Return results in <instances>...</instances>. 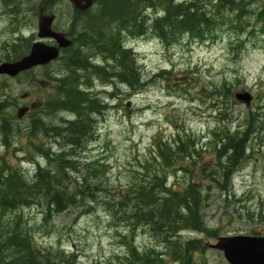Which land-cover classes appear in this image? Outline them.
Listing matches in <instances>:
<instances>
[{
    "label": "rangeland",
    "instance_id": "obj_1",
    "mask_svg": "<svg viewBox=\"0 0 264 264\" xmlns=\"http://www.w3.org/2000/svg\"><path fill=\"white\" fill-rule=\"evenodd\" d=\"M198 1L206 7V12H212L213 0ZM1 2L0 60L9 54L8 45L21 33L24 38L35 40L37 13L34 12L40 0ZM263 9L260 1L248 0L245 12L241 13L242 24L236 28L231 24L237 12L223 10V18L216 17L222 22L204 40L180 35L168 46L150 30L137 38L128 37L127 47L135 54L140 80L145 86L133 90L117 82L104 87L102 82L93 81V94L100 101L104 99L108 108L95 115L94 137L77 151L76 157L81 161H105L109 175L104 186L115 193L143 176L140 172L143 166L148 165L149 174L157 169L158 160H153L155 143L161 139L171 142L177 135L189 137L195 148L192 160L177 164L183 168L182 172L174 166L165 171L167 182L207 183L210 181L207 175L215 164V152L208 142L212 138L211 130L217 128V117L226 119L224 124L233 132L239 127L243 129L248 115L252 114L254 127L262 129L257 132L255 128L250 135L246 158L232 174V196L210 186L204 191L208 196L203 220L219 237L239 234L264 237V20L258 18ZM47 10L57 16L54 23L57 30L72 31L82 24L80 18L74 19L66 0L56 1ZM147 13L152 18L153 13ZM20 46L23 47L21 43ZM49 65L15 78L0 77V157L26 176L32 175L33 168L26 159L29 151L38 162L44 164L45 159L30 147L26 136L30 123L41 117L44 123L56 126L65 116L56 111L42 113L54 85L45 74L58 73V61ZM163 71L167 74H161ZM240 92L251 95L248 107L234 99ZM22 106L28 107L29 112L17 120V109ZM219 111L225 116H219ZM2 126L12 129L8 148L3 147ZM38 140L43 142V150L50 152L58 153L64 146L61 140L47 141L41 135L33 139L35 143ZM21 151L27 152L25 157ZM188 166L191 171L186 174L184 169ZM77 213L74 209L44 217L40 209L28 208L7 217H22L38 249L73 253L79 264H110L123 256L122 236L130 233L123 224L112 221L104 206H95L80 217ZM192 235L182 233L181 239L196 236ZM130 237L139 248L159 247V242L145 230H135ZM202 239L206 245L215 243L212 239ZM206 248L201 259L194 256L196 264H226L219 252Z\"/></svg>",
    "mask_w": 264,
    "mask_h": 264
},
{
    "label": "trees",
    "instance_id": "obj_2",
    "mask_svg": "<svg viewBox=\"0 0 264 264\" xmlns=\"http://www.w3.org/2000/svg\"><path fill=\"white\" fill-rule=\"evenodd\" d=\"M13 1L4 0L5 3ZM176 1L96 0L85 13L73 11L74 19L80 18L82 24L72 31L65 29L72 45L57 59L58 73L45 74L54 85L42 111L47 115L56 111L65 116L56 126L44 123L41 117L35 118L26 132L30 147L44 156V164L31 157L30 151H21L32 162V175L26 176L0 157V264H79L73 253L38 249L22 217H7L28 208L40 209L44 217L76 209L80 217L95 206H104L112 221L123 224L131 235L141 228L163 247L139 248L130 234L122 236L125 253L110 264H196L194 256L201 259L207 249L201 237L212 240L219 237L203 220L208 196L204 191L211 186L232 196L231 176L246 158L250 135L255 128L257 132L262 129L254 127L252 114L248 115L243 129L239 127L233 132L224 124L226 119L217 117V128L211 131L208 142L215 152V164L211 167L212 173L207 175L210 179L207 183L188 180L181 185L179 180L171 184L166 181L165 171L174 166L182 172L183 168L177 164L192 160L195 148L189 137L177 135L171 142L155 143L153 160H158L157 169L149 174L148 165L143 166L140 169L143 176L115 193L104 186L109 175L105 161H81L76 157L77 151L94 137L95 115L108 108L104 99L100 101L93 94V81L96 79L104 86L117 82L133 90L145 86L140 80L135 56L126 48L128 37L137 38L150 30L165 45L175 43L180 35L203 40L222 22L216 17L223 18L221 12L225 9L237 12L233 27L242 24L248 0H213L212 12H206L198 0ZM258 1L264 5V0ZM41 2L51 5L47 0ZM149 11L153 13L150 19ZM258 18L264 20V9ZM19 40V43L11 42L7 61L17 60L28 51L31 38ZM218 114L225 116L221 111ZM11 133V127L2 132L4 148L9 147L7 139ZM38 135L47 141L61 140L64 146L58 153L43 150L41 140L33 141ZM190 171V166L184 169L186 174ZM183 232L196 236L183 241Z\"/></svg>",
    "mask_w": 264,
    "mask_h": 264
},
{
    "label": "water",
    "instance_id": "obj_3",
    "mask_svg": "<svg viewBox=\"0 0 264 264\" xmlns=\"http://www.w3.org/2000/svg\"><path fill=\"white\" fill-rule=\"evenodd\" d=\"M55 1V0H50ZM73 9L79 12L87 11L94 0H68ZM54 15H44L42 8L39 11L37 20V38L28 53L21 59L0 64V75L15 77L21 72L28 71L38 66H44L54 61L59 56L61 49L71 45L63 33L51 29ZM53 40L55 45H46L43 40ZM235 99L244 104L250 105L251 95L247 92L236 93ZM27 112V107L17 110L16 117L21 119ZM215 251L221 253L227 264H264V238L252 236H227L221 237L215 244L209 245Z\"/></svg>",
    "mask_w": 264,
    "mask_h": 264
},
{
    "label": "flooded vegetation",
    "instance_id": "obj_4",
    "mask_svg": "<svg viewBox=\"0 0 264 264\" xmlns=\"http://www.w3.org/2000/svg\"><path fill=\"white\" fill-rule=\"evenodd\" d=\"M1 1H3V3H5L4 0H1ZM1 1H0V2H1ZM41 1H42V0H40V3L37 5L38 7H37V9H35V12H34V13H35V14L37 13V16H38L40 8L43 7V12H44V14H50V13L48 12V10H47V7H48L49 4L46 3V2H44L45 4H47V6H45V4L42 3ZM16 2H20V0H14V1H13V3H16ZM1 3H2V2H1ZM54 3H55V2H51V5H49V7L52 6ZM15 10H16L15 12L18 13V9H15ZM52 29H53V30H57V29L54 28V25L52 26ZM57 31H60V30H57ZM46 43H47V44H52L53 42H52V41H46ZM0 61H1V60H0ZM1 62H2V61H1Z\"/></svg>",
    "mask_w": 264,
    "mask_h": 264
},
{
    "label": "bare ground",
    "instance_id": "obj_5",
    "mask_svg": "<svg viewBox=\"0 0 264 264\" xmlns=\"http://www.w3.org/2000/svg\"><path fill=\"white\" fill-rule=\"evenodd\" d=\"M90 65V64H89ZM107 69V68H106ZM109 70V69H108ZM108 80V79H107ZM109 81V80H108ZM130 86H131V84H130ZM97 98V97H96ZM98 99V98H97ZM96 99V100H97ZM55 100V99H54ZM92 106V105H91ZM100 107V106H99ZM100 111V110H99ZM70 115V114H69ZM74 120V119H73ZM71 121V120H70ZM94 124V123H93ZM81 145V144H80ZM239 163V162H238ZM236 169V168H235ZM22 171V170H21ZM221 175V174H220ZM22 177V176H21ZM48 187V186H47ZM21 190V189H20ZM160 194V193H159ZM116 217H118V216H116ZM122 219V218H121ZM123 223V222H122ZM142 225V224H141ZM130 228H131V226H130ZM141 229V228H140ZM134 230H135V228H134ZM128 244V243H127ZM131 244V243H130ZM40 253V252H39ZM43 254V253H42ZM41 255V254H40Z\"/></svg>",
    "mask_w": 264,
    "mask_h": 264
}]
</instances>
